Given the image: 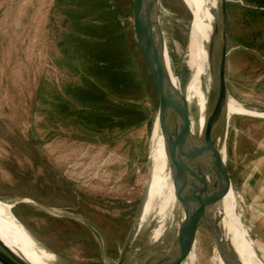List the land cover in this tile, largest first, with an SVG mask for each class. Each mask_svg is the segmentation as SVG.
I'll return each mask as SVG.
<instances>
[{
	"label": "rangeland",
	"instance_id": "374dc122",
	"mask_svg": "<svg viewBox=\"0 0 264 264\" xmlns=\"http://www.w3.org/2000/svg\"><path fill=\"white\" fill-rule=\"evenodd\" d=\"M192 7L198 12L196 0H159L158 6L166 58L183 90L200 78L192 66L195 24L189 50ZM250 7L244 0H227L225 75L228 97L236 103H227L229 117H223L219 131L236 195L234 209L248 236L244 185L261 178L264 169V15L247 11ZM113 10L142 80L140 88L124 94L138 97L139 123L122 131L93 133L76 114L57 111L56 90L92 84L114 99L123 98L107 85L112 69L120 65L121 44L111 33ZM132 19L133 0H0V199L13 204L23 224L11 209L9 217L30 242L25 229L71 264H146L166 257L183 229L180 213L171 225L162 223L154 241L155 216L137 226L151 166L154 177L158 94ZM90 57L111 63L106 75L95 74ZM202 81L206 86L204 77ZM248 227L261 251L255 230ZM210 232L201 221L192 256L182 264H215ZM0 264H11L1 252Z\"/></svg>",
	"mask_w": 264,
	"mask_h": 264
},
{
	"label": "water",
	"instance_id": "95a60500",
	"mask_svg": "<svg viewBox=\"0 0 264 264\" xmlns=\"http://www.w3.org/2000/svg\"><path fill=\"white\" fill-rule=\"evenodd\" d=\"M158 6L159 0H133L132 24L135 40L158 94L156 121L167 144L168 160L174 182L179 193L185 196V201L190 205L197 204L203 207L207 215L195 216L186 209V205H183L185 220L176 247L166 257L146 264H178L176 257L179 258V264L182 263L191 250L201 221L208 223L214 238L215 249L225 263L243 264L234 248L223 239L219 219L214 215L213 210L215 204L232 186L226 164L225 141L219 137L228 99L225 75L227 0H217L212 38L208 48L210 78L206 80L207 84L204 86L207 94V112L200 138L191 136L189 133V105L184 93L171 78L170 63L167 66L168 50L160 25ZM180 154L201 160L205 165L204 168L182 161ZM207 176L208 183H205ZM243 224L248 229L249 238L253 241L256 253L264 260V254L255 245L249 227L244 222ZM0 252L9 259L11 264H30L1 240ZM53 264H59L57 259L53 261Z\"/></svg>",
	"mask_w": 264,
	"mask_h": 264
},
{
	"label": "bare ground",
	"instance_id": "6f19581e",
	"mask_svg": "<svg viewBox=\"0 0 264 264\" xmlns=\"http://www.w3.org/2000/svg\"><path fill=\"white\" fill-rule=\"evenodd\" d=\"M196 3L199 16L198 12L195 13V9L192 7L189 50L191 48V42L193 43L192 34L195 24L198 34L196 35L197 38L195 39L196 49L192 66H194L195 69L198 68L197 71L200 75V78H198V81L195 83H193L191 80L183 90L179 81L173 74L171 65L169 72L175 85L184 93L189 105V133L191 136L200 138L203 132L205 115L207 112V94L202 80L203 77L206 80L210 78L208 48L212 38L217 0H196ZM166 59L168 66V63H170V58ZM229 101L234 100L229 97L227 99L225 105L226 119L229 117L227 115V103H229ZM240 106L243 111L247 112L244 106ZM153 139L155 147L151 154V161L153 160V157H155L154 177L153 174H151L153 170L151 166L150 179L148 181L145 198L138 215L137 226L142 224L147 219V216H155L154 220L157 223L154 225L151 233L152 240L154 241L155 239L157 240V237L162 232V223L164 221L167 225H171L172 222L174 223L173 220L177 213H180V220H185V207L186 209H189L193 215L198 217H204L207 214L205 212L206 209L204 210L203 207L198 206L197 204H188L185 201V196L182 193H179L172 176V169L169 165L167 144L160 132L157 121L155 124ZM180 157L182 161L194 163L201 168H204L205 166L201 160L191 159L184 154H180ZM208 179V176L205 177V183H208ZM149 184H153L154 186L150 188ZM235 200V192L232 188H229L223 197L218 201V203L215 204L213 209L214 215L219 219V228L221 230L223 239L234 248L241 258L243 264H264V260L259 257L254 249L253 241L249 238L247 232L239 223L240 218L234 209ZM183 205H186L184 209ZM11 207V203H5L0 200V230L8 238L7 239L2 233H0V240L3 242V244L18 252L30 264H53L55 259L59 260L61 264H71L58 258L55 253L40 245L30 234V232L25 229L31 238L32 244L26 238L22 230H20V228L15 225L14 218H11V216L9 217ZM192 250L193 246L187 255V258L192 256ZM176 261L179 264V259ZM213 262L215 264H226L216 249Z\"/></svg>",
	"mask_w": 264,
	"mask_h": 264
},
{
	"label": "trees",
	"instance_id": "16d2710c",
	"mask_svg": "<svg viewBox=\"0 0 264 264\" xmlns=\"http://www.w3.org/2000/svg\"><path fill=\"white\" fill-rule=\"evenodd\" d=\"M244 1L252 6L247 8V11L252 12L256 16L264 15V0ZM112 13L113 15L110 16L114 23L111 33L114 39H118L121 44L119 50L120 65L118 68L112 69L113 74L108 79L107 85L110 92L119 91L122 93L123 98L114 99L109 92H104V90L96 88L92 84L82 86L69 85L61 91L56 90L55 106L57 111L63 114L69 113V111L76 114L78 120L82 121L83 127L93 133H106L114 129L122 131L139 123V118H137L139 113L138 97L132 94L124 97V94L132 93L137 88H140L142 80L139 78L138 64L135 54L130 48L131 46L127 47L124 45L126 32L121 24L120 16L115 10ZM90 58L95 74H105L110 69L111 63L107 62L106 59L97 60L98 58ZM111 84L113 87L110 86ZM146 102L151 104L147 98ZM113 109L116 111L113 112Z\"/></svg>",
	"mask_w": 264,
	"mask_h": 264
},
{
	"label": "crops",
	"instance_id": "0c3cea01",
	"mask_svg": "<svg viewBox=\"0 0 264 264\" xmlns=\"http://www.w3.org/2000/svg\"><path fill=\"white\" fill-rule=\"evenodd\" d=\"M261 171L263 173L262 176L260 175L261 178L258 180L248 179L244 187L249 200L247 224L255 230L253 235L258 237L261 252L264 254V169Z\"/></svg>",
	"mask_w": 264,
	"mask_h": 264
}]
</instances>
